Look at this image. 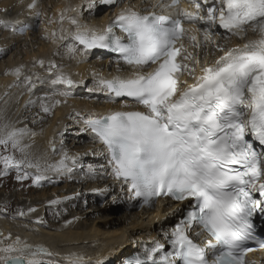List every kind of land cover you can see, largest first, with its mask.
Masks as SVG:
<instances>
[{
  "label": "snow or ice",
  "instance_id": "obj_1",
  "mask_svg": "<svg viewBox=\"0 0 264 264\" xmlns=\"http://www.w3.org/2000/svg\"><path fill=\"white\" fill-rule=\"evenodd\" d=\"M100 3L111 6L116 0ZM192 3L196 11L183 10L177 15L126 9L99 32L81 28L72 19L76 30L60 37L70 56L110 49L119 54V62L133 69L126 77L99 79L95 90L107 92L113 100L130 98L144 110L89 115L83 118L86 127L81 129L90 130L107 148L114 178L127 184L131 199L140 198L144 204L165 196L187 205L175 226L164 234L167 246L152 240L150 247L124 264H249L246 256L254 249L248 243L264 249V236L257 234L254 222L257 215L264 218V0ZM177 4L178 0H171L167 7ZM202 4L206 15H201ZM27 7L34 9L36 0ZM185 20L207 26L205 41L216 26L237 37L243 33L256 39L225 51L202 69L196 83L181 89L177 73L187 65L177 63L181 48L176 45L187 32L182 26ZM10 23L15 22L0 20V26ZM191 39L196 41V36ZM38 63L44 67L43 60ZM56 67L49 62L47 71L55 77L50 86L70 90L78 83L53 71ZM14 74L19 78L21 68ZM24 81L31 93L37 89L36 81L43 85L45 78L36 74V81L32 76H25ZM38 101L45 113L61 103L47 92ZM27 131L7 124L0 128V174L15 170L17 180L31 176L33 184L39 185L45 176L40 164L28 156V145L23 143ZM69 161L74 164L76 156L64 152L47 167L71 172ZM31 168L37 170L34 175L25 170ZM18 214L24 215L22 211ZM5 239L11 242L0 247V264H56L47 258L57 254L42 245H31L19 236L13 239L11 234ZM68 264L85 262L74 257Z\"/></svg>",
  "mask_w": 264,
  "mask_h": 264
},
{
  "label": "bare ground",
  "instance_id": "obj_2",
  "mask_svg": "<svg viewBox=\"0 0 264 264\" xmlns=\"http://www.w3.org/2000/svg\"><path fill=\"white\" fill-rule=\"evenodd\" d=\"M158 1L117 0L114 5L105 7L100 0H66V5L63 6L65 11L62 9L63 12L57 15L59 12L54 10L49 15V28L45 32L44 41L26 53V58L36 57L34 61L31 59V62L27 63L20 60L18 61L20 64L15 63L12 67L10 64L13 62L9 59L5 65H0V116L6 109L9 111L10 107L9 113L0 117V128L7 124L28 130L23 143L28 145L29 158L40 164L41 172L45 176L41 185L53 184L63 179L70 181L65 190L66 194L61 199L54 200L49 197L41 201L39 197H34L14 201L8 197L1 201L0 247L11 242L5 239L11 234L13 239L19 236L22 241L31 245H42L57 254L47 258L56 264H68V260L74 257H81L85 264L88 261L96 264L98 260H102L103 264H124L125 256L139 249L142 243L149 240L165 241V232H168L180 216L172 210L177 207L181 209L182 206L165 201L147 207H138L135 202L130 203V196L126 194L121 183L108 175L103 149L94 141L89 130L81 131L86 127L83 118L131 106V103L124 100L108 102L105 91L95 89L99 79L130 75L133 69L117 63L110 57H101L93 50L87 55L77 52L75 56H70L65 41L60 39L61 36L67 37L70 32L76 30L71 23L72 19L77 20L81 28L86 27L98 32L119 12L126 9L140 12L148 8L164 13L167 4L162 2L157 5ZM31 2L32 0L3 2L1 4L3 9H8L9 5L13 6L0 20L15 23H10L9 27L0 26L1 32H7L10 28L16 33L28 30L30 28L28 24L33 22V14L37 12L39 6H43L44 11L46 7L45 0H36V7L29 9L27 5ZM149 4L152 5L149 7ZM188 10H192L190 6ZM71 11H74L72 17L65 16ZM205 13L206 8L202 4L201 15H206ZM195 25L197 29L186 27L187 32L180 42L183 49L181 61L187 65L180 80L183 84L186 81L185 85H189L196 76L201 75L204 67L214 64L225 51L242 46L250 40L242 35L240 37L232 35L228 31L217 34L214 29H210L211 36L205 41L207 26L201 23ZM191 36H196V41H193ZM9 42L0 43V56L7 51ZM185 56H188L187 60L183 58ZM40 60L44 61V67L38 63ZM50 61L57 65L53 71L62 72L78 83L70 90L63 85L50 86V80L55 78L47 71ZM17 68H21L19 78L14 74ZM36 74L45 78L43 85L36 81ZM25 76H32L37 83V89L31 93L24 81ZM85 87L88 89L87 92L83 91L82 95L77 96L76 92ZM65 91H70V94H60ZM46 92L61 101L47 113L43 111L38 101V97H43ZM53 145L55 150L52 151ZM64 152L76 156L74 164L68 162L71 172L49 169L47 165L59 161ZM85 163H90L88 166H91V171L85 168L87 176L83 175L84 167H81V164ZM76 168H79V171ZM25 170L31 174L37 171L35 168ZM109 202L118 204L124 211L123 214L113 216L114 213L109 212ZM87 204L89 206L85 210ZM6 207L13 209L7 211ZM30 208L35 211L30 212ZM21 211L24 213L23 216L18 214ZM103 212L105 215L101 217L97 216L95 219L90 217ZM254 258L257 262L262 259L261 251H258Z\"/></svg>",
  "mask_w": 264,
  "mask_h": 264
},
{
  "label": "rangeland",
  "instance_id": "obj_3",
  "mask_svg": "<svg viewBox=\"0 0 264 264\" xmlns=\"http://www.w3.org/2000/svg\"><path fill=\"white\" fill-rule=\"evenodd\" d=\"M5 1H7V0H0V18L5 17L4 16L5 12L3 11L4 9L1 7V4ZM62 1L63 0H47V2H46V0H45V4H46L45 11L43 10V6H39V8L37 9V12L39 13V15H35V13L33 14L34 19H33V22L31 23L32 25L28 24L30 27L28 30L27 29L21 30L20 33H16V31L14 32L13 28L9 29L10 32L9 31L1 32V30H0V43L10 41L6 47V48H8L7 51L5 52V54L0 56V65L1 64L5 65V63L9 59L12 60V62H13L12 64H10V66H12V67L15 65V63L20 64V62H18L20 60H23V61L25 60V62H27V63L31 62L32 58L30 56H28L26 58V53L28 51H30V49L36 48L37 45H39L42 41H44V37L46 36L45 32L49 28V15L54 10H57L59 12V13H57V15L58 14L60 15V12L61 13L63 12V10H64L63 8L65 7L64 4H65L66 0H64V2H62ZM60 2H62V3H60ZM56 3H60V4L56 5ZM12 6L13 5H9L8 10L10 8H12ZM103 10H104V8L102 9V11ZM73 14H74V11H71L65 16L72 17ZM35 59H36V57H35ZM35 59H32V60L34 61ZM14 60H15V62H14ZM105 60H106V58H104L103 62H105ZM103 62H101V63H103ZM100 66H103V64H100ZM86 90H88L87 87L82 88L80 90V92H76V93H78L77 96L82 95L83 91L85 92ZM5 105H4V108H6ZM9 111H10V107H9ZM9 111L6 109L5 111H3L4 113L2 112L1 116L4 117L7 113H9ZM67 123H69V122H67ZM73 127H75V126H73ZM69 130L71 131L72 129L69 128ZM71 132H73V130ZM71 150H73V149H71ZM17 155H18V153H17ZM88 164H90V163H85V165L81 164V167H84L83 168V172H84L83 175L84 176L85 175L87 176V174H88L86 172V169H85V168H89L90 165L88 166ZM79 168H76L77 171H79ZM85 173H87V174H85ZM16 177H17V172L15 170H10L8 172V174H6V175L0 174V206H2L1 201H3L4 199H6L8 197L10 200H14V201H18L19 199H23V198L28 200V199H32L34 197H39V200H41V201L46 200L49 197L53 198L54 200L61 199L63 197V195L66 194L65 190H66L67 186L70 184V181L63 179V180H59L53 184L48 183L45 185H41V183H40L39 185H36V184H33L31 176L25 180H17ZM109 204H110V206H112V207H110V206L108 207L110 209L109 212L112 214L114 213L113 216H121L123 214L124 211L122 210V208L118 204L115 205V204L110 203V202H109ZM100 205L102 206L103 203L101 202ZM88 206H89L88 204L85 206L86 207L85 210H87ZM6 208H7V211H11L13 209L12 207H6ZM77 211L79 212L82 210H77ZM66 212L69 213V211H67V210H66ZM14 214H16V213L14 212ZM103 215H105V212H103L102 214H98V215H91L90 217L92 219H95L97 216L101 217ZM6 216H8V215L6 214ZM49 218L50 217H47V219H49ZM57 219H58V217H56V220Z\"/></svg>",
  "mask_w": 264,
  "mask_h": 264
},
{
  "label": "water",
  "instance_id": "obj_4",
  "mask_svg": "<svg viewBox=\"0 0 264 264\" xmlns=\"http://www.w3.org/2000/svg\"><path fill=\"white\" fill-rule=\"evenodd\" d=\"M2 234V231H1V229H0V235Z\"/></svg>",
  "mask_w": 264,
  "mask_h": 264
}]
</instances>
